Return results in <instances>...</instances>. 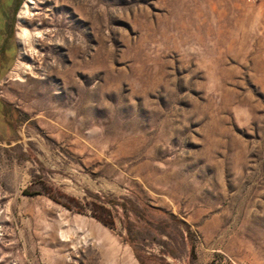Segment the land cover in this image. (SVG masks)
<instances>
[{
    "label": "rangeland",
    "instance_id": "obj_1",
    "mask_svg": "<svg viewBox=\"0 0 264 264\" xmlns=\"http://www.w3.org/2000/svg\"><path fill=\"white\" fill-rule=\"evenodd\" d=\"M0 80V264H264V0H17Z\"/></svg>",
    "mask_w": 264,
    "mask_h": 264
},
{
    "label": "crops",
    "instance_id": "obj_2",
    "mask_svg": "<svg viewBox=\"0 0 264 264\" xmlns=\"http://www.w3.org/2000/svg\"><path fill=\"white\" fill-rule=\"evenodd\" d=\"M17 0H0V80L5 74L15 50L12 16Z\"/></svg>",
    "mask_w": 264,
    "mask_h": 264
}]
</instances>
